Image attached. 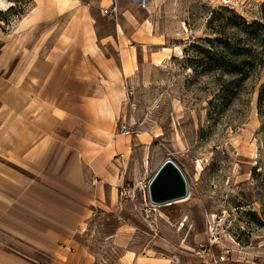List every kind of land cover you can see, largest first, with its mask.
<instances>
[{
	"label": "rangeland",
	"instance_id": "obj_1",
	"mask_svg": "<svg viewBox=\"0 0 264 264\" xmlns=\"http://www.w3.org/2000/svg\"><path fill=\"white\" fill-rule=\"evenodd\" d=\"M13 2L0 8V51L7 44L11 56L0 68V101L21 105L25 66L38 76L39 60L58 55L60 77L78 70L92 81L79 90L96 97L64 101L79 111L71 128L63 125V140L71 135L81 154L100 143L97 120L110 119L111 138L123 147L112 159L121 177L112 206L81 223L55 204L64 206L62 196H47L35 172L0 156V188L8 181L16 188L14 206L0 193V225L15 223L16 259L48 264L54 259L41 246L69 238L93 264H135V256L149 264H264V46L254 38L264 31L245 27L264 25V0H64L38 8L22 32L18 20L39 0ZM239 57L246 64L231 72ZM168 158L188 193L153 205L147 184ZM51 184L62 191L59 181Z\"/></svg>",
	"mask_w": 264,
	"mask_h": 264
},
{
	"label": "crops",
	"instance_id": "obj_2",
	"mask_svg": "<svg viewBox=\"0 0 264 264\" xmlns=\"http://www.w3.org/2000/svg\"><path fill=\"white\" fill-rule=\"evenodd\" d=\"M50 2L60 5L62 1L41 0V5L38 3V6L32 8L31 14L25 16L26 19L33 15L35 8L42 7L43 11V8L47 7ZM22 18L18 20L17 28H23L31 22L21 26ZM29 26L18 31H26ZM7 51H9L8 45L4 44L0 51V68L11 59ZM52 51L59 52L61 49L55 47ZM45 58V60H39L41 72L38 76H33L31 69L28 72V67L25 66L23 91L18 93L19 101L21 98L23 99L21 105L11 107L10 103H7L6 108L5 104L0 101V132L7 133L5 136L2 135V139H0V156L6 162L22 165L35 172L37 182L48 189L53 188L51 184L53 181H59L63 187L62 191L52 192L49 189L46 191L47 196H51L52 193L62 196L64 206L58 202L55 204L76 214L77 220L75 218L74 221L81 223V219L87 220L88 213L92 212L93 209L99 206L107 208L112 206L111 199L114 194L112 190L115 189L113 186L121 179L120 173L117 171L116 161L112 159L123 147L117 143L116 135L111 138L112 124L110 119H98L99 124L96 125H99L98 130L103 132L100 143L95 142L93 146H85L84 151L75 156V148L70 145L71 135L67 137V140H63L62 128L63 125L72 127V122L79 109L73 103L66 106L64 101L95 99L94 95L79 90L81 83L87 84V82L92 81L80 79L79 71H73L74 68L70 69V76L67 79L61 78V72L64 75V71L58 55H50L49 57L45 55ZM12 80L13 76L7 79L8 82ZM33 80H36L34 84L39 85L34 89L33 82L35 81ZM92 127L96 128L95 125ZM6 172L15 177V174ZM7 178L10 179L9 176ZM26 184L27 182L23 186ZM30 190L32 191L31 187ZM0 193L6 195L8 201H12L14 206L16 188L12 181L7 182V188H0ZM10 205L9 203L8 206ZM8 222V228L0 225L1 232L8 234V241L5 243L7 247L1 248L0 246V264H32L27 258L20 257L19 261L16 259L13 245L9 239L10 233L15 234V231L11 230L15 223L12 222L13 226L11 227L9 220ZM79 223H72L70 227L80 226ZM1 244L2 242H0ZM41 248L45 250V254L50 259H54L48 264H93L94 262V256L75 239L63 238L60 239L59 244L58 241L53 240ZM137 259L146 260L147 258L135 256V264H149L146 261L137 263Z\"/></svg>",
	"mask_w": 264,
	"mask_h": 264
},
{
	"label": "water",
	"instance_id": "obj_3",
	"mask_svg": "<svg viewBox=\"0 0 264 264\" xmlns=\"http://www.w3.org/2000/svg\"><path fill=\"white\" fill-rule=\"evenodd\" d=\"M185 176L171 159H165L157 167L147 184V198L153 205L169 204L187 196Z\"/></svg>",
	"mask_w": 264,
	"mask_h": 264
},
{
	"label": "trees",
	"instance_id": "obj_4",
	"mask_svg": "<svg viewBox=\"0 0 264 264\" xmlns=\"http://www.w3.org/2000/svg\"><path fill=\"white\" fill-rule=\"evenodd\" d=\"M8 1H12L13 2V1H16V0H8ZM12 7L13 6H11L9 8H12ZM245 27L246 28L259 27L262 31H264V25L262 23H260V22H257V21H253L252 23H245ZM254 38L259 42V45L264 46V33L257 34L256 37H254ZM206 40L207 41H211L210 38H207ZM215 40L219 41L220 43H223L227 48H229L228 41L223 42L222 39H217V38ZM235 54H236L235 56H237V58H238V54L237 53H235ZM208 55H209V53H208ZM239 58H240V61L238 63H234V61H231V63H229V66L232 68V70L230 69L231 72L233 71V72L241 73L240 68H241V66L246 64V61H245V59H242V57H239ZM230 64H232V65H230ZM230 67H226V68H230Z\"/></svg>",
	"mask_w": 264,
	"mask_h": 264
},
{
	"label": "bare ground",
	"instance_id": "obj_5",
	"mask_svg": "<svg viewBox=\"0 0 264 264\" xmlns=\"http://www.w3.org/2000/svg\"><path fill=\"white\" fill-rule=\"evenodd\" d=\"M54 1H55V0H54ZM56 1H57V2H61V1H64V0H56ZM38 3L41 5V0H39ZM12 5H14V3H13L12 1H8V0H0V8H1V9H8V8L11 7ZM33 11H34V13H33L32 16H30L29 19H26L25 16L22 18L21 23H20L21 26H23L25 23H27V22H29V21L34 20L35 15H36V13H37V11H38V7L35 8Z\"/></svg>",
	"mask_w": 264,
	"mask_h": 264
},
{
	"label": "built area",
	"instance_id": "obj_6",
	"mask_svg": "<svg viewBox=\"0 0 264 264\" xmlns=\"http://www.w3.org/2000/svg\"><path fill=\"white\" fill-rule=\"evenodd\" d=\"M105 13H107L108 15H110L112 17H114V16L116 17V14L114 15V13H115L114 9L113 10L112 9H106ZM123 130H124V127H123Z\"/></svg>",
	"mask_w": 264,
	"mask_h": 264
}]
</instances>
